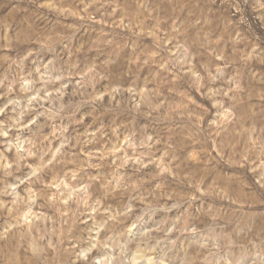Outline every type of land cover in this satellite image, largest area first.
Returning a JSON list of instances; mask_svg holds the SVG:
<instances>
[{"label":"rangeland","instance_id":"obj_1","mask_svg":"<svg viewBox=\"0 0 264 264\" xmlns=\"http://www.w3.org/2000/svg\"><path fill=\"white\" fill-rule=\"evenodd\" d=\"M264 264V0H0V264Z\"/></svg>","mask_w":264,"mask_h":264},{"label":"clouds","instance_id":"obj_2","mask_svg":"<svg viewBox=\"0 0 264 264\" xmlns=\"http://www.w3.org/2000/svg\"><path fill=\"white\" fill-rule=\"evenodd\" d=\"M98 264H99V262H98Z\"/></svg>","mask_w":264,"mask_h":264}]
</instances>
